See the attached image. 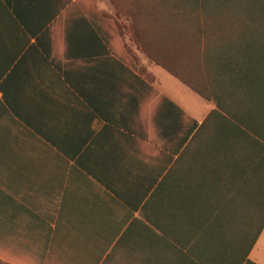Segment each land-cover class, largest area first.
<instances>
[{"label": "crops", "instance_id": "obj_1", "mask_svg": "<svg viewBox=\"0 0 264 264\" xmlns=\"http://www.w3.org/2000/svg\"><path fill=\"white\" fill-rule=\"evenodd\" d=\"M214 108L92 0H0V260L102 264Z\"/></svg>", "mask_w": 264, "mask_h": 264}, {"label": "trees", "instance_id": "obj_2", "mask_svg": "<svg viewBox=\"0 0 264 264\" xmlns=\"http://www.w3.org/2000/svg\"><path fill=\"white\" fill-rule=\"evenodd\" d=\"M110 1L118 34L215 108L102 264H257L264 0Z\"/></svg>", "mask_w": 264, "mask_h": 264}, {"label": "rangeland", "instance_id": "obj_3", "mask_svg": "<svg viewBox=\"0 0 264 264\" xmlns=\"http://www.w3.org/2000/svg\"><path fill=\"white\" fill-rule=\"evenodd\" d=\"M92 1L94 2L95 6L101 10L102 13L107 14L109 17H111L115 23L114 15H116V12L110 0H92ZM121 19L122 18L119 19L120 23L123 22V20ZM124 32L127 34V30L124 29ZM122 38L124 39V43L126 46L135 47V45L130 41L128 34L127 35L124 34Z\"/></svg>", "mask_w": 264, "mask_h": 264}]
</instances>
